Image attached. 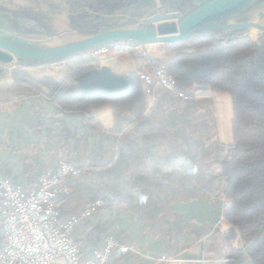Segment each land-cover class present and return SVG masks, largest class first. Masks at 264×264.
I'll list each match as a JSON object with an SVG mask.
<instances>
[{"label":"trees","instance_id":"1","mask_svg":"<svg viewBox=\"0 0 264 264\" xmlns=\"http://www.w3.org/2000/svg\"><path fill=\"white\" fill-rule=\"evenodd\" d=\"M101 10L114 9L97 12ZM164 46V64L185 92L183 98L156 83L145 94L137 70L114 76L90 55L63 62L54 75L14 76H21L62 110L84 112L86 123L97 132L107 130L96 121L93 109L111 106L112 127L107 132L114 152L100 162L68 160L83 169L70 180L87 177L100 207L133 208L149 220L154 211L178 200L222 201V216L232 228L220 232L218 223L207 227L199 238L205 257L201 264H224L211 258L216 241L238 264H264V79L247 62L252 41L244 30H236ZM136 57L149 69L160 63L144 55ZM205 86L231 95V145L218 140L213 101ZM147 99L152 103L146 110ZM177 155L189 157L198 174L145 170L146 161L167 162ZM136 192L146 194L147 202L139 203ZM238 235L247 257L234 246Z\"/></svg>","mask_w":264,"mask_h":264},{"label":"crops","instance_id":"2","mask_svg":"<svg viewBox=\"0 0 264 264\" xmlns=\"http://www.w3.org/2000/svg\"><path fill=\"white\" fill-rule=\"evenodd\" d=\"M99 64L114 76L127 73V70L113 72L108 64ZM60 70L0 63V181L6 179L28 190L36 186L42 171L54 168L61 159L76 163H82L84 159L100 162L114 152L113 139L107 132L112 127L109 104L110 126L104 125L96 117L105 104L93 109L96 121L107 130L97 132L86 123L84 112L62 110L59 104L21 76H14L15 73H27L39 78L54 75ZM151 103V100H146V110ZM216 132L218 137L217 124ZM69 182V194L61 196L58 201V220L64 222L71 216L76 217L69 236L78 245L82 258H93L103 246L105 238L111 235L132 244L145 254L172 258L163 264H201L205 259L199 238L210 224L199 222L203 214L200 205L194 203L196 200H178L166 209L154 211L149 220L139 210L109 205L85 216L84 209L96 199V190L87 177ZM224 222L226 225L223 230ZM231 228L225 220L219 224L220 232H227ZM209 237L216 241L214 233ZM3 241L0 221V247ZM234 246L240 254L248 256L239 235ZM211 258L224 264H238L233 258H227L217 241ZM154 261L113 249L108 264H155Z\"/></svg>","mask_w":264,"mask_h":264},{"label":"water","instance_id":"3","mask_svg":"<svg viewBox=\"0 0 264 264\" xmlns=\"http://www.w3.org/2000/svg\"><path fill=\"white\" fill-rule=\"evenodd\" d=\"M258 1L189 0L188 4L174 1L175 9H165L161 0V5H157L156 0H128L123 9L108 12L69 9L67 5L66 19L60 10L45 11L48 23L44 30L47 36H41L43 41L40 42L31 40L33 36L26 32L24 22L13 17L16 12L0 9V63H15L26 68L55 65L87 55L91 49L114 41L167 45L236 30L246 32L249 28L258 29L264 34L263 25L247 18L250 7ZM134 4L143 8H127ZM243 16L246 18L243 19ZM62 32L66 36L60 42L52 45L42 43L48 42V37L59 36ZM257 39L260 38L252 39L254 46L258 44ZM261 45L256 46L264 48V44ZM194 203L204 210V218L199 222L210 219L206 215L209 211L205 210L207 208L214 209L211 223L220 224L224 221L222 201L216 206L207 201L196 200Z\"/></svg>","mask_w":264,"mask_h":264},{"label":"built area","instance_id":"4","mask_svg":"<svg viewBox=\"0 0 264 264\" xmlns=\"http://www.w3.org/2000/svg\"><path fill=\"white\" fill-rule=\"evenodd\" d=\"M143 49V45L134 42L114 41L91 49L89 55L96 58L108 52L140 53ZM141 53L147 56L146 52ZM137 74L145 86V94H149L150 87L156 83L182 98L185 96L161 63L150 69L141 63ZM82 171L68 160L61 159L54 168L42 171L36 186L31 189L23 190L6 179L0 181V221L4 240L0 247V264H108L113 249L162 263L172 259L165 255L145 254L111 235L105 238L93 258H82L78 245L69 236L76 217L71 216L64 222L58 220L59 198L69 194V180L78 177ZM100 206L98 200L91 202L83 215L95 213Z\"/></svg>","mask_w":264,"mask_h":264},{"label":"rangeland","instance_id":"5","mask_svg":"<svg viewBox=\"0 0 264 264\" xmlns=\"http://www.w3.org/2000/svg\"><path fill=\"white\" fill-rule=\"evenodd\" d=\"M174 1H178L179 4L185 3L188 4L189 0H161L162 6L165 7V9H175V6L173 5ZM157 5H161L160 0H156ZM139 6V7H137ZM127 8L130 9H142L141 5H131ZM179 9H185V7H178ZM0 9H8L12 10L13 12H16V14H13V17L19 21H23L26 27V32L33 36L31 40H35L36 42L43 41L40 39L42 36H47L45 32V25L48 23L45 11L48 9H57L60 10L63 14V17L66 19V11H67V3L66 0H0ZM250 11L247 13V18L252 21L256 22L258 24H261L264 26V0H259L255 5L250 7ZM246 16H243V19H245ZM77 31H75L76 33ZM246 33H249L250 39L252 41L256 40L257 37L260 39H257L256 45L264 44L262 41H264V34H261L262 32L255 28H249ZM77 34V33H76ZM66 36L65 32H62L59 36H50L47 38V41L49 42H42L47 43L48 45L56 44L57 42H60L62 38ZM253 45V44H252ZM254 46V50L257 46ZM261 45V46H262ZM144 49L140 50L141 52H146L147 57L151 60H158L161 64H164V57H165V46L162 44H146L143 45ZM261 50L264 48H260ZM139 53L138 51H126L123 55H119L117 52H108L106 54H101L95 59L100 62L101 64H108L111 67V70L113 72H120V71H134L139 68L140 64L142 63L139 58L136 56L141 55L142 53ZM89 56V54H87ZM136 57L131 58L128 57ZM153 56L154 58H152ZM258 63L256 69L261 73L264 74V52H261L258 56ZM62 63H58L55 65H49V66H38L39 68L44 67L45 69L50 68H59L58 66H61ZM166 67V66H165ZM207 97H209L213 101V109H214V117L217 124V131H218V140L225 144V145H231L233 143V134H232V100L231 95L229 92L219 90L212 87L206 88ZM96 117L100 122H102L104 125L110 126V107L108 104H105L103 106L99 113L96 114ZM230 156V154H228ZM212 164V163H211ZM217 204H215L216 206ZM201 213L203 214L202 217L204 218V210L201 208ZM209 210L206 215L210 219H212V216L214 215V209H205ZM207 220V223L210 225L211 220ZM223 221V220H222ZM222 224V223H221ZM226 223L224 222L222 225V229H225ZM167 264H177V263H167Z\"/></svg>","mask_w":264,"mask_h":264},{"label":"flooded vegetation","instance_id":"6","mask_svg":"<svg viewBox=\"0 0 264 264\" xmlns=\"http://www.w3.org/2000/svg\"><path fill=\"white\" fill-rule=\"evenodd\" d=\"M67 5L70 7L69 9L75 10H100V9H123L126 4L123 5L124 0H66ZM249 37V33H246ZM251 38V37H250ZM261 47H256L254 50V46L251 47L249 52H247V62L251 67V70L264 79V74H261L257 69L258 56L261 52H264V49H260ZM208 87V86H207Z\"/></svg>","mask_w":264,"mask_h":264},{"label":"clouds","instance_id":"7","mask_svg":"<svg viewBox=\"0 0 264 264\" xmlns=\"http://www.w3.org/2000/svg\"><path fill=\"white\" fill-rule=\"evenodd\" d=\"M157 168H163L165 171H175L186 176H196L198 174V166L187 156L177 155L167 162L146 161L145 170L149 173ZM134 195L137 197L139 203L147 202V195L144 193L136 192Z\"/></svg>","mask_w":264,"mask_h":264}]
</instances>
